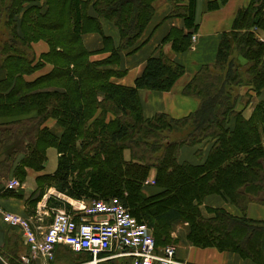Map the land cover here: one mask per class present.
Instances as JSON below:
<instances>
[{"label":"trees","instance_id":"1","mask_svg":"<svg viewBox=\"0 0 264 264\" xmlns=\"http://www.w3.org/2000/svg\"><path fill=\"white\" fill-rule=\"evenodd\" d=\"M155 1L0 0V118H10L0 122V182L10 174L22 182L26 168L42 170L53 147L56 168L36 178L38 200L47 186L84 202L115 197L151 228L157 248L169 245L172 225L182 222L192 245L264 264V221L245 215L250 203L264 205V101L252 100L264 90V38L257 32L264 33V0H249L237 10L214 62L201 65L184 85L182 93L198 99L197 109L181 118L164 112L146 118L138 90H170L184 66L160 51L127 86L110 81L121 72L107 64L142 45ZM166 1L167 17H181L187 31L171 28L162 42L171 40L172 51L184 52L198 25L195 0ZM226 1H208L207 9ZM105 21L118 30L117 46L103 32ZM86 33H99L97 51L109 48L111 55L90 60L82 44ZM41 39L49 50L35 60L31 44ZM45 63L52 65L48 72L24 78ZM48 118L62 127L60 134L43 126ZM183 145L196 146L198 162L179 161ZM152 168L156 192L149 193L145 181ZM213 194L240 214L216 207L205 215L201 204ZM54 200L49 196L47 206L70 211L68 203Z\"/></svg>","mask_w":264,"mask_h":264},{"label":"crops","instance_id":"2","mask_svg":"<svg viewBox=\"0 0 264 264\" xmlns=\"http://www.w3.org/2000/svg\"><path fill=\"white\" fill-rule=\"evenodd\" d=\"M183 1L184 3H188V0ZM208 1L211 0H195L194 21L198 24L194 32L196 35V41L191 44L188 50L184 52H174L171 49V40L162 42L163 38L168 34L171 28L176 31L182 30L183 32H186L187 29L185 28L184 21L181 17H167V14L170 11V3L168 1L156 0L155 2L158 3L155 5L154 2L155 12L140 38L142 45L132 53L121 52L116 62L107 64V67L112 68L114 71L121 72L119 75L117 73L113 74L110 77V81L127 86H132L134 84L135 78L142 72L145 66L146 59L150 55L158 54L160 51L184 66V73L176 80L170 90H138V99L144 117L151 118L157 113L164 112L174 118H181L197 109L199 103L198 99L184 95L182 89L201 65L214 62L221 34L231 29L232 21L237 10L240 7L246 6L249 0H227L221 7L213 10L207 9ZM103 32L105 35H110L112 37L115 46L119 44L118 30L110 22H103ZM260 38L262 39L264 36H260ZM82 44L91 52L90 60L92 61L104 60L111 55L109 48L103 51H97V49L102 47L101 35L99 33L84 34L82 36ZM31 45L35 60L40 59V55L49 50L48 43L43 39L34 41ZM51 68L52 65L50 63H45L40 69L34 71L32 74L24 75V78L32 80L35 77L48 72ZM3 76L4 72H0V78ZM263 92L264 90H262L259 95L253 96V103L259 100L264 101ZM101 98L102 95H98V99ZM251 109V106L246 108L249 114ZM109 117L110 114L107 115V118ZM9 119L10 118H0V122ZM43 126H46L54 134H60L62 131V127L53 118H48L43 123ZM208 149V143L203 145L204 155L207 153ZM195 151L196 146H181L178 156L179 161L189 162L185 160V158L187 159L192 153L195 154ZM44 168L40 171L26 168V177L21 182V186L12 191L5 189L6 181L13 177L11 174L6 180L0 182V207L4 211L28 217H31L33 213L37 211L51 213L53 209H65L64 207H48L46 201L47 198L51 196L56 198V200H63L68 203L70 205L69 210L75 214L80 213V211L75 209L81 205L80 202L82 201L66 197L65 195L58 193L53 187L45 188L41 198L39 200L37 199L39 188L37 186L38 181L36 178L40 175L51 174L46 173ZM154 175L155 170L152 168L149 172L148 179L153 180ZM146 191L153 193L156 192V188L151 184L146 186ZM56 200L53 202H56ZM254 205L256 206L258 204L250 203L248 205L245 215L248 218L264 221V219L248 215L249 210ZM258 206L264 210V205ZM216 207H222L230 214H240V211L234 205L226 202L219 195H208L204 198L201 204V210L205 215H209L210 208ZM49 221V216H46L44 218V224L47 225ZM185 234L186 223L176 222L172 225L170 230L171 241L168 244L175 246V260L180 263L256 264L249 259L240 257L234 252L220 251L213 246H194L186 239ZM64 249H66L65 246L57 245L54 250L53 259L50 260H46L41 256L32 257L29 251V246L21 234L20 229L6 225L0 215V264H24L22 261L23 257L29 258V264H55L57 253ZM107 262L110 264L109 261Z\"/></svg>","mask_w":264,"mask_h":264},{"label":"built area","instance_id":"3","mask_svg":"<svg viewBox=\"0 0 264 264\" xmlns=\"http://www.w3.org/2000/svg\"><path fill=\"white\" fill-rule=\"evenodd\" d=\"M196 41L192 34L191 44ZM145 184H153L146 180ZM21 186L12 177L5 189L12 191ZM78 217L66 209H53L51 213L37 211L31 217L4 211L0 207L3 222L19 228L32 257L53 259L57 245H64L74 252H86L91 259L85 264H185L175 260L176 248L166 245L157 248L151 228L139 223L129 210L115 197L80 202ZM50 221L44 224V218ZM1 258V256H0ZM24 264L29 258L23 257Z\"/></svg>","mask_w":264,"mask_h":264},{"label":"rangeland","instance_id":"4","mask_svg":"<svg viewBox=\"0 0 264 264\" xmlns=\"http://www.w3.org/2000/svg\"><path fill=\"white\" fill-rule=\"evenodd\" d=\"M160 1H162V0H160ZM157 3L158 2H155V5H157ZM257 32L259 33V36H262V37L264 36L263 35L264 33L262 31H257ZM244 90H245L244 87L241 88L240 89L241 93ZM244 99H245V96H244ZM243 113L245 116H247L249 114L246 109L244 110ZM174 137H175V135H174ZM125 155H126V157L128 156V151H125ZM185 160H187L189 162H198V158H197L196 154H194V153L190 154V156L187 159L185 158ZM56 164H57L56 149L53 147H50L47 149V158H46V162H45L44 171L46 173H52L55 170ZM15 176L18 179H20L17 175H15ZM43 185H42V187L41 186L40 187L45 188V186H47L48 183L46 182ZM46 188H48V186ZM33 214H35V213H33ZM248 215L252 216V217L264 219V210H262L260 208V206L254 205L249 210ZM55 260H56L55 264H85L87 262V257L84 255H80V254L74 253L72 251H69L68 249H64V250H61L57 253ZM100 264H109V263L106 261V262H102Z\"/></svg>","mask_w":264,"mask_h":264}]
</instances>
